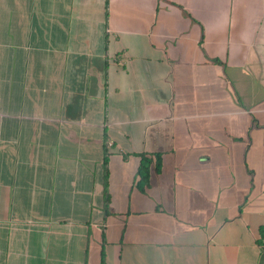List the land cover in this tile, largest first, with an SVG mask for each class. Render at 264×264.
Segmentation results:
<instances>
[{
  "label": "crops",
  "instance_id": "obj_1",
  "mask_svg": "<svg viewBox=\"0 0 264 264\" xmlns=\"http://www.w3.org/2000/svg\"><path fill=\"white\" fill-rule=\"evenodd\" d=\"M262 227L264 0H0V264H264Z\"/></svg>",
  "mask_w": 264,
  "mask_h": 264
},
{
  "label": "trees",
  "instance_id": "obj_2",
  "mask_svg": "<svg viewBox=\"0 0 264 264\" xmlns=\"http://www.w3.org/2000/svg\"><path fill=\"white\" fill-rule=\"evenodd\" d=\"M140 163L137 168V177H138V182L145 183L147 182L149 178V172H150V165L152 162V159L149 155L146 154H140ZM159 155H155V166L156 168L159 166L160 158L158 157ZM261 235L264 236V227L261 228L260 230Z\"/></svg>",
  "mask_w": 264,
  "mask_h": 264
},
{
  "label": "built area",
  "instance_id": "obj_3",
  "mask_svg": "<svg viewBox=\"0 0 264 264\" xmlns=\"http://www.w3.org/2000/svg\"><path fill=\"white\" fill-rule=\"evenodd\" d=\"M109 144H111V143H109Z\"/></svg>",
  "mask_w": 264,
  "mask_h": 264
}]
</instances>
